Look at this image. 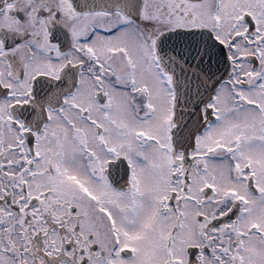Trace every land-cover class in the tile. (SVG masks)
I'll use <instances>...</instances> for the list:
<instances>
[{"label": "snow or ice", "instance_id": "obj_1", "mask_svg": "<svg viewBox=\"0 0 264 264\" xmlns=\"http://www.w3.org/2000/svg\"><path fill=\"white\" fill-rule=\"evenodd\" d=\"M0 264H264V0H0Z\"/></svg>", "mask_w": 264, "mask_h": 264}]
</instances>
